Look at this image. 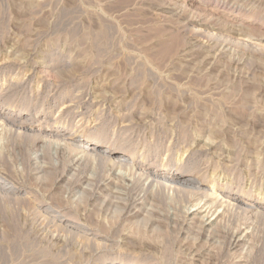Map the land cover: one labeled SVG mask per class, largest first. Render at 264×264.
<instances>
[{"label":"rangeland","instance_id":"obj_1","mask_svg":"<svg viewBox=\"0 0 264 264\" xmlns=\"http://www.w3.org/2000/svg\"><path fill=\"white\" fill-rule=\"evenodd\" d=\"M8 107L71 138L0 121V180L16 190L0 187V264H264L258 212L217 203L201 233L183 212L205 200L166 189L168 217L147 222L150 200L126 217L134 171L73 146L135 162L143 145L148 165L264 203V0H0ZM156 189L142 179L131 198Z\"/></svg>","mask_w":264,"mask_h":264},{"label":"bare ground","instance_id":"obj_2","mask_svg":"<svg viewBox=\"0 0 264 264\" xmlns=\"http://www.w3.org/2000/svg\"><path fill=\"white\" fill-rule=\"evenodd\" d=\"M10 110L11 109L9 107L8 108H0V121L3 119L6 122H8L9 124H11L12 126L19 127L22 131H25V132H37L40 134H46L47 133V135L50 134V135L56 136L58 138L61 137L65 140H68L71 138V136H69V134L67 136L64 132L60 131L59 129L43 130L41 128H36L35 126H32L29 123V121H27L24 118V116L12 114ZM130 126L131 125H125L124 131H127L130 128ZM132 129H134V127ZM133 133H132V135H133ZM76 137H78V136H76ZM127 142H128V140L123 141V143H127ZM99 144L100 143L94 142L93 140H89L87 138L85 140H74V145L73 144L72 145L77 149H82L86 152H92L93 154H95L96 160L98 163V167L100 170H102L105 163L107 162L109 167H110L108 169L109 172H113V168L115 166L126 167V168L129 167V168H131L132 171H134L135 174L133 176L134 178L132 177L133 179L131 181V184H132L131 187L129 189L128 188L126 189V193H120L122 195L124 194L123 199L120 201H123L122 212L124 213L123 215L126 217L135 215L137 213L141 214V212L144 211L145 204L147 202H149V200H150V208H147L148 211H146V218H147L146 221L147 222L150 223V222H154V221H160L163 219V217L164 218L168 217L167 213H166L167 212L166 209H169V208L172 209V207H173L172 202L173 201L171 203H168L169 199H168L167 195L164 193V190H166V189L167 190L169 189L174 194L175 197L182 198L183 200H186L185 197L187 194H189V195L193 194V195L198 196V197L200 196V199L205 200L202 206H199L198 209L192 211L191 213L188 212V209L186 210V212L185 211L183 212V219L185 222H187V221L191 222L195 219L199 220L200 228H202L201 233H204V229L206 227L207 228L210 226L212 227V224L207 223V222L210 220V218L213 215H215V213L219 209L218 207H220V205H222L223 203H225L226 206L232 207L235 209L240 208L242 206H245L250 210L258 212L257 214L264 217V203L263 202H259L256 200H244L238 194L228 192L227 190H225L220 185H218L217 183L214 182V177H215L214 174H212V179H211L212 188L209 190L205 186H203V183L200 182L196 178H190L188 176H184V175H181V174H178L175 172H167V170L161 169L157 165H153V164L148 165L145 162L146 157L144 156L147 151L145 152V147L143 145L137 144L134 146L133 149H131V151L133 153H135L137 151H141L140 157L142 158L141 160L137 159L138 161L132 162V159H126L125 157L121 156L120 154H117L113 149L101 150V147ZM199 155H200V153H199ZM203 165H205V164H203ZM208 171L209 170L207 167L203 168L201 171L198 172L199 176L207 178L209 175ZM214 172H216V171H214ZM113 175H114V173H113ZM142 179L149 180L150 182L156 184V186H157L156 191H154L148 197H142L139 199H137L136 197L131 198V191L134 190V187L137 184H140V181ZM120 185H121V183H120ZM0 187L8 189L9 191L16 193V190L14 189V187L11 185H7V183H5V181L0 180ZM116 189H118V188H116ZM209 199H212V201L214 202L215 210L214 211L212 210V212H211V209H213L211 207V208H206L202 212L201 210H203L205 208V205L207 204V201ZM199 201H201V200H199ZM217 203H221V204L220 205L218 204L219 206H216ZM198 205H200V203ZM207 209H209V210L207 211ZM158 210L159 211L165 210L166 212L160 213ZM206 211H207V213H206ZM210 212H211V216H208ZM201 213H206V214L203 217H197V215L201 214ZM142 214H143V212H142ZM168 222H169V219H168ZM178 225H179V223H178ZM208 229H207V231H208ZM229 241H230L229 247H233V246L236 247L237 245H239L238 244L239 239L237 240L236 236L234 238L232 237L231 240H229ZM192 255H193V253H192Z\"/></svg>","mask_w":264,"mask_h":264}]
</instances>
